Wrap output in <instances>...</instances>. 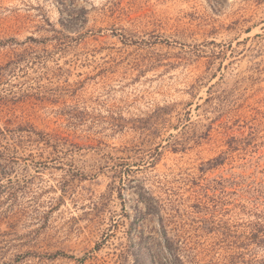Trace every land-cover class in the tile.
<instances>
[{
  "label": "rangeland",
  "instance_id": "1",
  "mask_svg": "<svg viewBox=\"0 0 264 264\" xmlns=\"http://www.w3.org/2000/svg\"><path fill=\"white\" fill-rule=\"evenodd\" d=\"M0 264H264V0H0Z\"/></svg>",
  "mask_w": 264,
  "mask_h": 264
},
{
  "label": "trees",
  "instance_id": "2",
  "mask_svg": "<svg viewBox=\"0 0 264 264\" xmlns=\"http://www.w3.org/2000/svg\"><path fill=\"white\" fill-rule=\"evenodd\" d=\"M162 228H165L164 223H162ZM164 233H167V231H165V229L163 230Z\"/></svg>",
  "mask_w": 264,
  "mask_h": 264
}]
</instances>
